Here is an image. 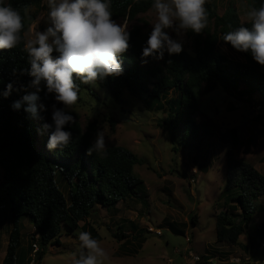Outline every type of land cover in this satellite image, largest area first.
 Wrapping results in <instances>:
<instances>
[{
    "label": "trees",
    "instance_id": "16d2710c",
    "mask_svg": "<svg viewBox=\"0 0 264 264\" xmlns=\"http://www.w3.org/2000/svg\"><path fill=\"white\" fill-rule=\"evenodd\" d=\"M43 1L9 0L22 15H25L26 8L38 6ZM262 2L264 0H249V8L259 7ZM152 3L153 0H111L113 18L134 20L151 10ZM206 8L208 25L204 32L189 33L194 54L186 50L179 55L169 56L166 53L154 71L143 66L141 59L142 46L148 34H143L139 27H133L130 47L119 57L123 61L124 74L109 76L98 83L105 86L117 100L126 90L133 96L142 92L147 94V103L157 109L162 107L163 100L170 113L164 123L174 142L177 128L184 125L188 131L194 123L193 117L199 112L202 94L216 89L219 83L232 90L238 89L240 83L244 82L250 93L261 96L264 104V66L254 61L250 54L238 52L230 45L226 47L233 56L219 48L222 34L242 23L238 11L230 8L219 15L215 5L208 0ZM211 24H214L212 33ZM29 26L27 14L21 43L15 49L0 50V88L9 81H14L17 86L27 85L31 79L28 75L20 74V70L30 67L23 51ZM14 69L16 74H13ZM76 82L80 87L79 95L83 90L93 89V86L79 80ZM169 92L173 95L170 96ZM24 94L22 90L14 92L8 99L0 97V169L3 170L0 181V229L8 218L13 222L3 264L25 261L29 251L33 250L32 246L27 250L22 248L21 223L25 216L32 220L35 228L32 238L40 244L34 264H41L50 244L61 245L63 225L74 231L84 221L83 228L88 227L86 219L97 203L110 207L117 201L138 196L144 184L133 172L134 166L143 163V159L129 148L114 145L106 148V157L95 153L87 155V148L97 131L96 122H92L84 131L75 120L71 125L72 139L66 148L55 151L56 154L42 151L47 142V134H42V121L31 118L23 109L16 111L11 107L12 102ZM44 102L49 105V112L42 115L50 120V106L54 101L49 97ZM230 136L232 148L227 151V171L235 193L229 195L233 204L217 218L216 235L219 242L235 245L249 228L255 201L264 195V174L234 155L233 149L240 144L236 127L231 129ZM58 178L65 182L68 196L61 189ZM231 209H239L240 212L231 213ZM192 222L196 224L194 218ZM132 226L135 233L144 231ZM169 227L174 232L184 233L174 223ZM258 230L264 234V219ZM116 237L122 239L124 236L118 233Z\"/></svg>",
    "mask_w": 264,
    "mask_h": 264
},
{
    "label": "rangeland",
    "instance_id": "374dc122",
    "mask_svg": "<svg viewBox=\"0 0 264 264\" xmlns=\"http://www.w3.org/2000/svg\"><path fill=\"white\" fill-rule=\"evenodd\" d=\"M208 1L215 5L219 15L235 8L242 22L246 20L249 0ZM47 11V0L28 8L30 26L26 40L46 28ZM116 20L129 32L133 27H139L143 34H148L150 24L156 20V13L151 9L134 20L127 17ZM213 30L214 24H211V33ZM184 40V50L194 54L189 33ZM219 48L233 56L223 43L219 44ZM160 62L150 57L143 66L154 70ZM79 97L73 106L75 120L84 131L92 122H96L97 129L103 128L106 148L122 145L143 159V163L134 166L133 172L144 184L139 187L141 192L138 196L117 201L110 207L97 203L86 219L88 227L83 228L84 221L74 231L63 225L61 245L50 244L41 264H73V257L79 249L78 231H88L100 241L110 255V264L210 262L208 258L218 253L206 251L203 246L213 248L212 244L217 240V218L233 204L229 195L235 193L227 171L232 128L238 129L240 141L239 146L233 149L234 155L264 174V104L261 96L250 93L244 82L238 89L232 90L219 83L216 89L202 94L199 112L193 117L194 123L188 131L184 125L177 128L175 142L164 123L170 113L163 100L162 107L157 109L147 103V94L142 92L133 96L127 90L117 100L100 84L93 86L92 90H83ZM41 150L56 154L47 151L46 147ZM2 178L3 170L0 169V181ZM58 182L68 196L65 182L59 178ZM238 210L231 209V213L239 214ZM193 218L196 224L192 222ZM263 219L264 195L255 201L248 231L240 236L241 243L235 244L237 252L220 254L217 264H224L222 261L226 259L233 260L235 264H250V261L264 264V234L258 230ZM171 223L176 224L178 230H184L185 234L172 231L169 227ZM21 224L22 248L27 250L32 246L33 250L29 251L25 261L18 264H34V244L37 242L32 237L35 228L28 216ZM132 225L146 230L133 236ZM12 227L13 222L8 218L0 229V264H3ZM118 233L124 237H116ZM37 244L39 248L40 244ZM191 247L193 251L189 250ZM191 252L199 255L201 260L194 262Z\"/></svg>",
    "mask_w": 264,
    "mask_h": 264
},
{
    "label": "clouds",
    "instance_id": "9594fccd",
    "mask_svg": "<svg viewBox=\"0 0 264 264\" xmlns=\"http://www.w3.org/2000/svg\"><path fill=\"white\" fill-rule=\"evenodd\" d=\"M206 3L207 0H153L151 8L156 20L150 24L142 46V63H147L149 57L163 60L166 53L181 54L184 37L190 32L201 34L208 25ZM47 8L46 28L23 44L30 67L20 70V74L28 75L29 83L17 86L9 81L0 88V97L8 99L23 90L25 94L12 102V109H23L31 118L41 120L42 134H47L45 147L55 152L66 148L72 139L73 106L80 98L76 81L96 86L109 76H122L125 69L119 57L130 47L131 33L113 18L111 0H47ZM27 13V8L22 15L9 0H0V50L15 49L21 43ZM245 15L246 20L224 32L220 41L250 54L264 66V2L250 7ZM49 97L54 101L50 120L42 115L49 112L44 102ZM94 153L107 156L103 128L97 129L87 148V155ZM77 239L79 249L73 264H110L109 253L90 232L78 231Z\"/></svg>",
    "mask_w": 264,
    "mask_h": 264
},
{
    "label": "crops",
    "instance_id": "0c3cea01",
    "mask_svg": "<svg viewBox=\"0 0 264 264\" xmlns=\"http://www.w3.org/2000/svg\"><path fill=\"white\" fill-rule=\"evenodd\" d=\"M134 226H132V233H133V236L135 235V232H134ZM137 229H138V231L139 230H146V229H144V228H138L137 227ZM137 231V232H138ZM248 230H246L245 231V233L247 232ZM183 232H184V230H183ZM244 233V234H245ZM184 234H185V232H184ZM132 236V237H133ZM240 240V239H239ZM127 241V240H126ZM218 240H216V241H214L213 242V248H211L210 246L208 247V246H203L205 249H206V251L207 250H210V252H212V253H218V255H211L209 258H208V261H210V262H207L206 264H217L218 262H220L219 261V255L221 254V255H223V253H228V255H231L232 253H235V252H237L236 250H235V245H233V244H229V243H227V242H219ZM126 243V242H125ZM241 242H239V244H240ZM243 247L245 248L246 247V244L244 243L243 244ZM193 248H195L194 246H193ZM209 248V249H208ZM225 248H228L229 250L228 251H226L225 250ZM204 249V250H205ZM220 249H222V250H220ZM189 250H192V247L189 249ZM193 251V250H192ZM209 252V251H208ZM223 259H225V258H223ZM233 260H228V259H226L225 261H222V262H224V264H229V263H231V264H235L234 262H232ZM250 264H256V263H254L253 261H250Z\"/></svg>",
    "mask_w": 264,
    "mask_h": 264
},
{
    "label": "built area",
    "instance_id": "2783aa9c",
    "mask_svg": "<svg viewBox=\"0 0 264 264\" xmlns=\"http://www.w3.org/2000/svg\"><path fill=\"white\" fill-rule=\"evenodd\" d=\"M160 234H161V232H160ZM38 249H39V248H38V244L35 243V244H34L33 260H34V258H35V253L37 252ZM190 254H191L192 257H193L194 262H197V261H200V260H201V258H200L199 255L194 254L193 252H191Z\"/></svg>",
    "mask_w": 264,
    "mask_h": 264
}]
</instances>
